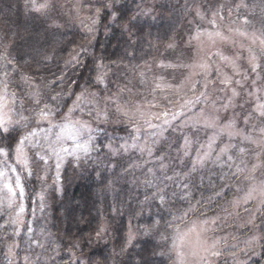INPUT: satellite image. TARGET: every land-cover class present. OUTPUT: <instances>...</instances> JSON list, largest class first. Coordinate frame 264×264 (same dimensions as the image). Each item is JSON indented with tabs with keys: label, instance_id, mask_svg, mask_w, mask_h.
<instances>
[{
	"label": "clouds",
	"instance_id": "clouds-1",
	"mask_svg": "<svg viewBox=\"0 0 264 264\" xmlns=\"http://www.w3.org/2000/svg\"><path fill=\"white\" fill-rule=\"evenodd\" d=\"M0 264H264V0H0Z\"/></svg>",
	"mask_w": 264,
	"mask_h": 264
}]
</instances>
